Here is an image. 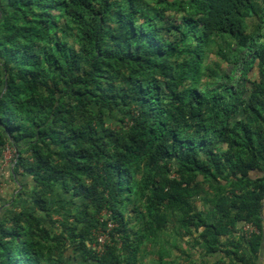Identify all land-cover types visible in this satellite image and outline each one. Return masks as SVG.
Returning <instances> with one entry per match:
<instances>
[{
    "label": "trees",
    "instance_id": "trees-1",
    "mask_svg": "<svg viewBox=\"0 0 264 264\" xmlns=\"http://www.w3.org/2000/svg\"><path fill=\"white\" fill-rule=\"evenodd\" d=\"M10 147L0 264H139L173 220L208 254L251 264L264 0H0V161Z\"/></svg>",
    "mask_w": 264,
    "mask_h": 264
},
{
    "label": "crops",
    "instance_id": "crops-1",
    "mask_svg": "<svg viewBox=\"0 0 264 264\" xmlns=\"http://www.w3.org/2000/svg\"><path fill=\"white\" fill-rule=\"evenodd\" d=\"M18 178L23 180L24 177L18 176ZM23 181L25 182V180H23ZM2 182H3V180H2ZM10 194H7V190H6L5 185L3 183L2 195H3V198L5 200V201H3L4 204H5V202L10 201V199L12 198V195H10ZM10 203L11 202H9L7 204L9 205ZM2 215H3V211L1 212V210H0V217ZM167 231L164 234V235H166V238H164L165 236L162 235L160 241L163 240L165 245H167L168 241L174 240L176 246H178V244L183 245V247L179 248V251L175 252V257H176L178 262L180 260V264H243L242 262L238 261L234 255L229 256V255H226L225 253L219 252V251L216 253H213V254H208L203 245L196 244V242L194 241L193 238L182 236L181 233H178L179 229H177V228L173 231L170 230V234H168ZM172 232H174L173 235H171ZM168 236H170L171 238H167ZM233 238H235V240L237 241L236 246H239V248L242 252H248L249 251L250 245L245 240L243 241L242 233L234 234ZM223 240L226 241L227 238H224ZM231 248H232L231 249L232 251L235 250L234 247H231ZM162 250H163V248H162ZM167 253L168 252L165 253L166 256L168 255ZM251 264H264V242H263V245L261 246L259 252L255 255H253Z\"/></svg>",
    "mask_w": 264,
    "mask_h": 264
},
{
    "label": "rangeland",
    "instance_id": "rangeland-1",
    "mask_svg": "<svg viewBox=\"0 0 264 264\" xmlns=\"http://www.w3.org/2000/svg\"><path fill=\"white\" fill-rule=\"evenodd\" d=\"M13 162H14V151L10 148H7L4 152V157L3 159L0 161V177L3 180V183L5 185V188L7 190V194L12 195V197L15 196V192L18 188V184L14 181H12L9 177V172L10 169L13 166ZM29 181H26V184H29L31 179H28ZM31 182L28 185L27 188H30L31 186ZM21 189V188H20ZM56 218V219H55ZM54 220H60V216H58V214H56L54 216ZM173 221H170L168 226H170V228L168 229V234H170V230L173 231ZM131 227L133 228V230H137L139 228V226H137V224H135V222H132ZM174 232L171 233V235H173ZM166 238V235H164ZM167 238H171L170 236H168ZM163 245V246H162ZM183 247V245H179L176 246L175 245V241L174 240H170L168 241V244L165 245L164 241H160L159 245H157L156 247H146L145 245H143V247L140 249V252L138 253V258L140 259L141 257H143V259L141 258L139 260V264H159L158 260L161 259L163 261V263L165 264H180V260L179 262L177 261L176 257H175V252L179 251V248ZM163 248V250H162ZM165 252H168L167 256L165 255ZM191 251V250H190ZM171 254V255H170Z\"/></svg>",
    "mask_w": 264,
    "mask_h": 264
},
{
    "label": "built area",
    "instance_id": "built-area-1",
    "mask_svg": "<svg viewBox=\"0 0 264 264\" xmlns=\"http://www.w3.org/2000/svg\"><path fill=\"white\" fill-rule=\"evenodd\" d=\"M103 221H106L105 219H103ZM106 225L108 227V230L109 229H112L114 227V224L110 221H106ZM256 228L254 226H252L251 224H247L245 225L244 227V231L245 232H252V231H255ZM97 237H98V244H94L93 245V249H95L97 252L101 253L103 250V244L105 243V241L107 240L108 238V235L106 233H104L103 231H99L97 233Z\"/></svg>",
    "mask_w": 264,
    "mask_h": 264
}]
</instances>
